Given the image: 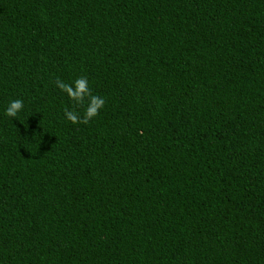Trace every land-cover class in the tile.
<instances>
[{
    "label": "trees",
    "instance_id": "16d2710c",
    "mask_svg": "<svg viewBox=\"0 0 264 264\" xmlns=\"http://www.w3.org/2000/svg\"><path fill=\"white\" fill-rule=\"evenodd\" d=\"M80 75L106 103L72 125ZM17 97L0 264H264V0H0Z\"/></svg>",
    "mask_w": 264,
    "mask_h": 264
},
{
    "label": "clouds",
    "instance_id": "9594fccd",
    "mask_svg": "<svg viewBox=\"0 0 264 264\" xmlns=\"http://www.w3.org/2000/svg\"><path fill=\"white\" fill-rule=\"evenodd\" d=\"M55 87L61 96L67 100V106L63 109V116L65 121L72 125H87L100 115L105 106V98L93 93L90 81L84 75L73 78L71 82L58 77L55 80ZM25 111L26 102L23 98H10L3 105L0 115L8 118L11 122L13 119L20 122ZM30 116L33 115L29 114L27 120Z\"/></svg>",
    "mask_w": 264,
    "mask_h": 264
}]
</instances>
